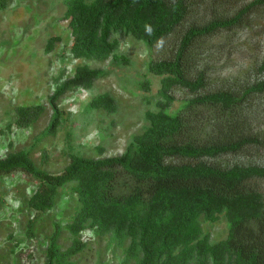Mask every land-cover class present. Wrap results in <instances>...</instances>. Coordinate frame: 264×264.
<instances>
[{"label": "trees", "instance_id": "1", "mask_svg": "<svg viewBox=\"0 0 264 264\" xmlns=\"http://www.w3.org/2000/svg\"><path fill=\"white\" fill-rule=\"evenodd\" d=\"M237 2L66 0L64 17L76 59L124 60L117 54L120 43L115 34L125 33L154 48L186 28L173 56L149 63V71L162 78L158 110L146 112L148 126L133 136L122 155L72 154L60 173L36 164L38 153L41 158L48 156L43 145L66 120L59 109L61 98L79 89L91 90L107 76L88 64L78 66L72 78L58 85L49 99V125L30 148L14 151L10 141V150L0 158V179L24 173L37 183L17 198L18 212L38 215L28 219V238L42 234L43 228L36 233L40 215L66 205L69 221L63 227L55 225L44 264H77V257L88 247L82 239L86 231L97 242L106 240L113 254L120 256L119 264H264L260 186L264 121L257 115L259 104H264V55L242 75L216 88L210 87L206 70L199 69L204 54L264 16V0H253L229 14ZM4 3L0 1V6ZM202 10L207 14L210 10L211 18L194 21ZM58 39H49L48 53ZM178 89L191 97L170 112ZM117 108V98L103 93L87 109L114 113ZM16 111L15 121L1 131L4 136L15 122L23 128L35 125L44 106H20ZM96 149L102 155L103 149ZM68 194L73 205L66 201ZM221 217L227 220L229 232L226 238L213 241L204 224L217 223ZM62 231L72 238L67 248L60 244ZM9 239L15 240L12 234ZM20 241L10 250L11 264H19ZM101 257L100 253L98 264Z\"/></svg>", "mask_w": 264, "mask_h": 264}, {"label": "rangeland", "instance_id": "2", "mask_svg": "<svg viewBox=\"0 0 264 264\" xmlns=\"http://www.w3.org/2000/svg\"><path fill=\"white\" fill-rule=\"evenodd\" d=\"M3 1L5 6H0V158L10 150V141L14 151L28 149L36 142L51 120L50 97L58 85L74 76L78 66L85 64L106 71L107 76L98 80L91 90L79 89L61 98L59 109L66 120L57 135L44 143L48 156L41 158L38 153L36 164L48 172L60 173L69 164L72 154L101 158L122 155L133 136L148 126L146 112L158 110L156 103L162 78L149 71V63L173 56L186 25L154 48L130 35L117 33L114 36L120 43L117 54L124 60L97 62L76 59L71 54L73 38L64 17L66 0ZM252 1L238 0L228 13L233 14ZM210 14V10L209 14L202 10L196 13L193 20L201 21L202 17L209 19ZM51 37L59 39L48 53L46 48ZM263 55L264 16L255 19L248 30L237 31L204 54L199 69L206 70L210 87L216 88L226 79L242 75V71L252 68ZM145 83H148V88L144 87ZM103 93H111L117 98L116 112L87 109L90 101ZM173 95L176 101L171 105L170 112L177 111L182 100L191 97L181 89ZM36 105L44 106V111L35 125L23 128L15 122L7 135L1 133L8 123L15 121L17 107ZM257 115L264 121V104H259ZM97 146L103 149L102 155ZM36 185V181L24 173L0 179V196L4 198L0 203V264H11L13 257L10 250L19 240V264H44L45 251L50 242L48 238L55 233V225L63 227L69 221L64 210L66 205H62L40 215L36 233L43 228L42 234L28 238V219L38 215L29 213L24 216L18 212L17 198L24 189L29 193ZM260 186L264 192V181ZM69 194L65 195L66 201L73 205ZM204 227L211 233L213 241L226 238L229 232L227 220L223 217L217 223H205ZM10 234L15 240L9 239ZM71 239L69 233L61 232L62 246L67 248ZM82 239L88 247L77 257V264H98L100 253L101 264H119L120 256L113 254L106 240L97 242L89 231L83 234Z\"/></svg>", "mask_w": 264, "mask_h": 264}]
</instances>
